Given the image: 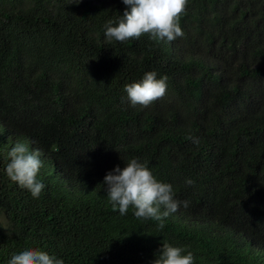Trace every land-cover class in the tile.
<instances>
[{
  "label": "trees",
  "instance_id": "trees-1",
  "mask_svg": "<svg viewBox=\"0 0 264 264\" xmlns=\"http://www.w3.org/2000/svg\"><path fill=\"white\" fill-rule=\"evenodd\" d=\"M75 2L0 0V122L66 179L34 198L0 156V264L25 247L64 264H151L164 242L194 264H264V0H188L172 42H108L127 6ZM148 71L167 76L166 94L133 106L125 85ZM132 158L189 202L163 229L107 196L105 174Z\"/></svg>",
  "mask_w": 264,
  "mask_h": 264
},
{
  "label": "clouds",
  "instance_id": "clouds-1",
  "mask_svg": "<svg viewBox=\"0 0 264 264\" xmlns=\"http://www.w3.org/2000/svg\"><path fill=\"white\" fill-rule=\"evenodd\" d=\"M122 2L127 6L123 14L115 22L109 20L105 24L104 37L108 42L139 39L144 34L166 42L183 37L179 21L188 0ZM75 3H79V0ZM125 91L133 106L148 107L166 94L167 76L157 78L155 71H148L140 81L126 84ZM17 135L9 133L0 122V156L9 157L5 172L11 181L37 198L45 187L43 181L66 180L41 146L28 136ZM188 138L193 143H199V139L194 136L190 135ZM44 166L50 168L47 173L42 174ZM49 173V176L46 175ZM67 183L66 181L65 184ZM185 183L191 185L194 182L187 179ZM103 184L107 186V196L114 210L118 208L119 213L125 215L129 208H133L135 217L155 220L159 229L164 228L165 218L177 212L181 205L187 208L189 204L186 200H177L173 185L158 180L147 165L137 158L130 159L123 168L117 165L108 171L103 178ZM243 235L247 256L253 251L259 253L261 242L247 232L243 231ZM8 264H64V261L39 248L25 247L19 252H13ZM151 264H194V255L185 247L164 242Z\"/></svg>",
  "mask_w": 264,
  "mask_h": 264
},
{
  "label": "rangeland",
  "instance_id": "rangeland-1",
  "mask_svg": "<svg viewBox=\"0 0 264 264\" xmlns=\"http://www.w3.org/2000/svg\"><path fill=\"white\" fill-rule=\"evenodd\" d=\"M91 1H94V0H91Z\"/></svg>",
  "mask_w": 264,
  "mask_h": 264
}]
</instances>
